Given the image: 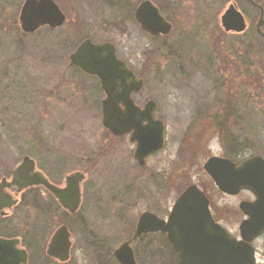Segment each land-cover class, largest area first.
Returning <instances> with one entry per match:
<instances>
[{"label":"rangeland","instance_id":"rangeland-1","mask_svg":"<svg viewBox=\"0 0 264 264\" xmlns=\"http://www.w3.org/2000/svg\"><path fill=\"white\" fill-rule=\"evenodd\" d=\"M22 1L15 0L11 7L0 4V19L6 14L15 21L14 29H9L10 20L0 24V142L10 144L0 148V160H4L0 162V176L5 173V164L12 168L24 156L31 157L57 184L69 172H87L79 228L73 237L77 263L103 260V250L93 251V245L84 252L80 249L87 240V227L94 239L106 240L113 249L135 217L151 205L148 198L156 194L157 184L162 189H174L175 196L193 184L205 190L214 210H220L223 224L237 234L241 217L234 212L245 196L220 194L203 170L205 150L220 155L218 140L214 138V144L204 147L205 142L198 148L199 141L187 142L183 135L189 115L196 110H233L239 115L237 130L249 142L248 153L264 157V45L255 32L258 13L240 3L249 25L240 37L221 30L218 16L225 5L222 3L178 4L173 31L162 42H152L131 22L126 27L109 28L104 25V15L90 25V32L113 42L132 71L143 78L142 91L133 97L135 103L155 101L158 116L166 123L165 150L141 170L128 139L113 138L102 127V96L94 80L68 65L71 47L65 43L61 50L56 32H20L17 16ZM72 6L65 8L69 20L73 18ZM80 13L91 14L86 10ZM220 69L222 85L217 76ZM151 173L158 174L156 182L154 176V180L149 178ZM163 198H169L168 204L172 201L167 193ZM32 209L33 221L35 218L41 225L37 221L41 220L39 212ZM122 228L125 233L121 234ZM15 233L20 235L21 230ZM258 242L264 256V238ZM144 255H138L139 264H157Z\"/></svg>","mask_w":264,"mask_h":264},{"label":"flooded vegetation","instance_id":"flooded-vegetation-1","mask_svg":"<svg viewBox=\"0 0 264 264\" xmlns=\"http://www.w3.org/2000/svg\"><path fill=\"white\" fill-rule=\"evenodd\" d=\"M14 1L15 0H0V4H2L3 6L7 5L11 7ZM26 1L27 0L22 1V4L19 6V12L17 16V24L20 32L23 33L24 35H32L42 29L48 30L49 32H56L57 33L56 39L58 42L57 46H62L61 50H63L65 43H67V46L71 47L69 54L67 53L68 65L71 68L78 70L81 74H83L84 77L94 80L97 84L98 91L100 92L102 98L104 97V94L100 88L99 79L95 76L87 75L83 73L80 69V66L77 65L72 59V56L77 52L79 47L86 42H90L93 45H111L114 48V52L117 59L123 61L127 65V67L130 70H132L129 62L123 59L118 54L117 47L113 42L109 41L107 38L102 39V37H95L93 33L90 32L91 30L89 28L90 25L94 23L93 21L95 19H99L102 15L107 16V21H104V25L108 24L109 28L117 27L121 25H123V27L124 26L126 27L128 22H131L135 29L139 30L142 34H145L152 42L153 41L162 42L163 39L170 36L174 28L173 23L178 16L177 15V7L179 6L178 4L186 3V2L201 3L203 5L217 4V3L225 4L224 7L219 12L218 21L220 15L223 13L225 8L229 4L235 5L237 10L241 12L239 9V5L240 3H245L251 8H253L255 12L258 13V19L260 17V14L262 13L263 21H264V0H49L54 3L56 8L63 16V21L61 25L56 27H52L50 25H44L32 33H26L22 31L19 21L22 7ZM145 2L151 3V5L158 10L161 17L168 24H170L171 30L167 35L157 34L155 36H151L145 33L141 29L137 21L136 14L140 5H142ZM76 3L78 4L76 5ZM69 5H73L71 8L74 10V12L72 13L73 18L70 20L67 18L66 10H65V8L67 9ZM83 10H86L87 12H91L89 17L80 16L81 15L80 12ZM242 15L245 17L243 13ZM0 20H1L0 24L3 23L4 20H10V22H8L9 29L10 28L14 29L15 26L14 18L8 17V15L6 16L5 14L4 18ZM68 25L69 27H67L65 30V27ZM248 28L242 34H233V33L230 34L240 37L241 35L247 33ZM79 30H82V32H80ZM261 30L264 32V25L262 26ZM221 64H222L221 62L218 63V65ZM215 65H217V63L214 64V66ZM133 73L137 78H141L140 76L136 75L135 72ZM219 75L222 78H220ZM217 76H218V81L220 80L221 81L220 84L222 85V82H224L222 69H220V72L218 71ZM232 82H235V78L232 79ZM226 94H228L227 91ZM134 96L135 95H133V97ZM143 105H138V106L142 107ZM209 109L207 108L199 109L196 110L194 114H190L189 117H191V119L189 120V123L187 124L183 135L184 138H186L187 142L189 141L194 143L196 141H199L198 148H202L201 146L205 142L206 143L204 147H208L210 144H214L212 142L214 138L218 140V145L221 147L220 149L221 153L220 155H215L205 150L206 159L203 163V170H204V166L207 165L209 162H211L213 158L229 160L231 163H233L236 166L240 165L241 163L245 162L250 158L257 156L264 161L263 156L259 154L248 153L250 145L246 137L244 135H240L238 131L239 120H237V117L239 115L235 114V111L223 109V108L215 109V110H209ZM152 112H153V118L155 120L162 121L165 126V141L163 148L157 153H154L144 158L142 164H140L134 158V144L130 142L131 133H127L121 136H115L108 132L113 138L128 139L130 145L133 146L132 155L135 164L141 170H145L148 166L149 160L157 157L166 148V141H167L166 123L164 122L163 119L159 118L157 107ZM200 128L202 129V132H200ZM196 131H199L200 134L196 133ZM7 146H10V144ZM7 146L3 141L0 142V148H6ZM2 161L4 160L3 159L0 160L1 163ZM20 162L15 166H13L12 168H10V166H7L5 164L3 167L5 173L2 176H0V186H1L0 187V239L7 241H12V240L17 241L18 242L17 247L23 250L26 254V264H78L77 261L75 260V251H74L75 240H73V237L75 234V229L79 228L78 223L82 213V212L80 213V211L83 206L82 205L83 191H84L83 186L85 182L88 180L87 178L88 174L85 172L87 177L86 180H84L81 185L80 204L75 211L71 212L68 209H66L47 188L43 186H33V187L30 186L23 189H19L18 186L14 185L13 172L20 164ZM35 168L47 179V181L51 185L61 189L65 187V180L68 175H71L75 172H79V170H77L67 173L62 178V182L57 184L50 179L49 175L46 172L38 168L36 162H35ZM205 174L208 176L206 172ZM150 176L151 177L149 178L151 179H153L154 176L155 180L154 179L153 180L155 182L157 181L158 174L151 173ZM171 180L172 179L170 175V177H168L167 179L168 186H170ZM156 186L158 187L156 190V194H153L152 195L153 197L151 196L152 197L151 200L148 198V201H151V205L147 207L145 210H142L135 217L134 223L131 224L128 228H126V233L124 228H122L121 234L122 233L125 234L124 236H122V239H120L116 247L112 249L113 245L111 244L110 246V243L106 242V240L97 241L96 239H94L92 232L87 227V237H86L87 240L85 243L80 244L82 245L80 246L82 252H84L85 250L90 248L91 245H93L91 247L93 251L103 250V260L98 261V259L96 258L98 262L96 264H121L117 259L115 253L122 245L128 244V248L130 249L134 264H139L138 255L140 254L143 256H145L144 254H146L147 255L146 257L155 260L157 264H181L180 255L174 248L171 241L169 240L167 233L165 231L162 230L146 231L140 233L137 237H135V239H133L137 230L139 220L144 215H147L149 226H155L158 223L156 222V220L164 224H167L177 199L185 191L184 188L179 192L177 196H175L174 189L171 188L162 189L159 187L160 185L158 184ZM200 190L204 193L206 199L209 202V211L213 221L217 225L225 229V231H227V233L232 238L240 242L241 236L239 232V226L243 221L249 219V215L245 213V209L247 208L246 206H248L249 209L251 208V212L254 210V207L251 204L257 201L255 194L250 190H240L237 193L231 192L229 194H226L219 191L216 188V190L220 194H223L231 198H237L240 195L245 196V198L240 199L238 201L236 206L237 211L234 212L237 214L236 215L237 217H241L236 234L234 232H231L223 224L222 219L220 217L221 212H219L220 211L219 209H218L219 211L217 209L214 210V206L212 205L213 201L209 197L208 193L203 189ZM166 193L168 194V196L170 195L172 196V201L170 202V204L167 203L169 198L168 200L166 198H163L166 196ZM41 201L42 203L36 204ZM33 207L35 208L36 211L39 212V216L41 220L38 219L37 221L41 222V225H39L36 222L35 218L34 221L32 219ZM21 210H23L22 216L19 214ZM154 222L155 224L152 225ZM71 223L74 224L72 225ZM124 223L125 222H123V224ZM82 225H84V223H82ZM17 229L21 230L20 235H16L15 231ZM46 231L47 234L45 235ZM25 234H27L28 237H23ZM57 234H59V237L56 240V242L53 244V246L50 248L52 244V239ZM263 238H264V232L249 242V245L253 249L255 264H264V256L260 254L258 248V243H259L258 241H260ZM97 255L100 256L98 253H96L95 256ZM58 256H63V257L67 256V257L66 260L62 261L61 259H59ZM14 260H15V244L11 246L8 244V246L2 248V252L0 251V264H15Z\"/></svg>","mask_w":264,"mask_h":264},{"label":"water","instance_id":"water-1","mask_svg":"<svg viewBox=\"0 0 264 264\" xmlns=\"http://www.w3.org/2000/svg\"><path fill=\"white\" fill-rule=\"evenodd\" d=\"M136 16L141 29L151 36L167 35L171 30L170 24L149 2L140 5ZM19 21L22 31L32 33L44 25H61L63 16L49 0H27ZM219 24L227 34H242L248 28L245 17L233 4H229L220 15ZM263 25L261 13L255 29L264 43ZM72 59L85 74L99 79L104 93L101 101L103 127L114 135L131 132L130 141L135 144L134 158L140 164L147 156L160 151L164 145L165 128L162 121L153 118L156 103L148 101L142 108L134 104L132 95L142 90L144 81L117 59L113 46L86 42ZM204 170L223 193L250 190L255 194L257 201L251 204L254 210L251 212L246 206L249 219L239 226L240 242L214 223L209 202L195 185L188 186L179 196L167 224L156 220L155 226H149L147 215L142 216L133 239L142 232L165 231L180 255L181 264H255L249 242L264 232V161L257 156L236 166L229 160L213 158ZM86 177L85 172H75L66 177L63 189L57 188L36 170L35 161L26 156L13 172V184L19 189L43 186L72 212L80 204L81 185ZM58 237L59 234L52 239L50 248ZM8 244H15V264H26V254L17 247V241L0 239V251ZM115 255L121 264H134L128 244L122 245ZM58 257L64 261L67 256Z\"/></svg>","mask_w":264,"mask_h":264}]
</instances>
